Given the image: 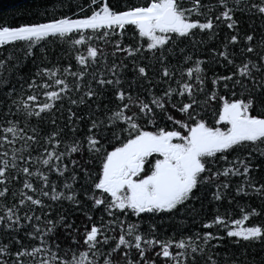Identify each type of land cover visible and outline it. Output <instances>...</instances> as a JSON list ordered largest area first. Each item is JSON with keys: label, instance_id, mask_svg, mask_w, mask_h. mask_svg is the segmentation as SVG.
I'll use <instances>...</instances> for the list:
<instances>
[{"label": "snow or ice", "instance_id": "snow-or-ice-1", "mask_svg": "<svg viewBox=\"0 0 264 264\" xmlns=\"http://www.w3.org/2000/svg\"><path fill=\"white\" fill-rule=\"evenodd\" d=\"M74 7L64 14L54 4L44 8L40 21L0 25V49L22 45L24 55L33 57L37 48L46 54L44 42L58 40L75 62V70L71 63L62 69L37 65L26 89L6 93L0 124V264H98L101 257L102 264H156V258L162 264H196L197 256L204 257L203 264H221L213 249L225 238L234 244L264 243V223H250L264 215V182L253 177L260 165L252 162L257 151L264 157V37L257 52L254 34L241 39L236 19L239 12L264 21V0H142L119 6L79 0ZM220 25L233 34L222 50L209 52L221 68L234 70L209 77L206 61L194 60L180 44L191 40L195 46L205 33L212 39ZM129 26L132 42L125 43ZM229 45L239 46V62ZM177 53L179 67L172 63ZM126 61L131 62L130 80ZM9 66L16 67L11 53L0 58V68ZM107 99L111 107L103 103ZM65 100L69 107L66 115L60 112L61 127L57 105L63 108ZM85 105L89 111L79 115ZM13 116L23 117V127ZM52 174L63 182L52 180ZM232 177L242 178L235 197L255 194L260 209L237 204L235 219L217 209L200 222L201 231L178 240L158 239L154 224L148 234L141 231L145 217L183 213L204 190H211L212 202L232 204ZM61 201L87 208L85 220L74 227L64 215L49 218ZM93 209H102L108 219L94 222ZM117 225L119 235H114ZM58 228L69 241L64 248L55 236ZM19 232L34 243L24 246ZM223 264L240 261L225 256Z\"/></svg>", "mask_w": 264, "mask_h": 264}, {"label": "trees", "instance_id": "trees-1", "mask_svg": "<svg viewBox=\"0 0 264 264\" xmlns=\"http://www.w3.org/2000/svg\"><path fill=\"white\" fill-rule=\"evenodd\" d=\"M79 0H0V25H9V26H18L21 23H31L37 22L44 19L42 13L45 7H50L51 5H57L59 12L64 14L69 13V9L75 11L74 5L78 3ZM128 4H138L141 3L142 0H109V3L114 6L123 5L124 3ZM205 2H211V0H205ZM60 4L64 6L61 7ZM236 19L239 21V31L242 34H247L248 32H252L255 36L253 41V45L257 47V52L260 51L258 45L259 41L262 37H264V21L261 20L259 16L237 13ZM251 25V27H249ZM215 34L212 36V39H209V34L205 33L202 35H198L196 38V44L193 46V42L191 40H185L180 44V47L186 48L188 53H191L193 59L199 58L201 60L206 61L203 67L206 70V74L211 77L213 73H225L227 71H233L234 68H221L220 65L216 62L219 58H213L209 52V49H217L222 50L221 46L226 43V37H229L231 33L224 25H220L218 28L214 30ZM133 35V30L129 26L128 31L124 36V42L130 43ZM100 47H104L103 44L99 45ZM43 47L47 49L46 54L41 53L40 49H36V55L33 57H26L24 55L23 46L17 45L16 48L21 49L17 51L16 48H12L9 46H4L0 49V58L7 57L9 53L13 56V63L16 64V67L9 68H0V80H7V84L0 85V124H3L4 117L3 112L5 107L7 106L6 93L9 88H14L16 90V94H19L22 89H26V81L30 79L32 73L36 71L37 65L39 66H48L52 67L53 65H60L61 69L67 64L71 63L73 65V70H75V62L71 59V51L68 49L67 45H63L60 41L52 42L51 40L43 43ZM108 62L109 64L112 62L111 50L108 49ZM229 53H236L237 62H239L240 53L239 46H228ZM255 58V56H253ZM103 59V57L101 58ZM120 56L117 55V61H119ZM171 59V58H170ZM129 67L126 72L129 80L131 79L133 73L131 71V62L126 61ZM147 63V61H146ZM172 63L179 67L181 63V57L179 53L176 54L175 58L172 60ZM226 64V61L224 62ZM159 66H157L158 69ZM99 75V73H97ZM153 73L150 72L149 76H152ZM71 80V78H69ZM87 82V81H86ZM139 85V82H138ZM210 86V81H209ZM157 92L160 91L158 87L156 89ZM223 91V88H221ZM110 98L111 93L105 94ZM43 99V97H41ZM103 103H108L109 107H111L110 99L104 100ZM95 102H93L94 106ZM69 107L68 102L65 100L63 103V108H60L57 105V120L59 121L60 112H64L66 115V109ZM15 111V109H13ZM89 111L87 105L81 106L78 109L79 115H84ZM12 119H20V126L23 127V117L22 116H13ZM33 122H35V118H32ZM209 123H212L211 113L208 114ZM66 122V121H65ZM87 124V121H83L80 127L83 129ZM60 126L63 127V123H60ZM44 132L49 131V128L46 125H41ZM83 132L78 133V135H82ZM65 135H69L65 133ZM17 147L20 146V142L17 143ZM247 151V150H244ZM244 151H240L237 154L243 155ZM36 153L33 152V155ZM74 158L80 159V154H74ZM233 158V154H229V159ZM84 159H87V152L85 150ZM252 162L255 166L259 164V169L253 172V177L257 180V182H264V157L259 155V152L253 154ZM91 168V165H88ZM67 175V174H66ZM52 180H57L58 183H62V179L58 178L55 174L51 175ZM223 179V178H221ZM241 177H232L231 184L232 188L229 189V196L234 197L233 203L229 204L227 199L220 202H212L211 201V190H204L200 193H197L200 196V199L190 202L185 211L183 213H178L175 216H157L154 219H150L149 217H145L144 222L141 224V231L145 234H148L149 224H154L156 226V236L158 239L166 240L168 238L180 239L182 236L193 235L197 231H201L199 225L200 222L204 221L206 218L212 217L216 210L218 209L221 214L231 213V217L233 219L238 218L240 213L237 207V204L241 206H251L260 209L262 206L261 198L255 194L251 196H240L235 197L234 189L237 184L241 182ZM78 187V186H77ZM80 199L83 201L82 195ZM46 203L51 204V201H46ZM47 211V209H45ZM88 211L87 208L80 206L71 205L66 201H61L58 204L52 206L51 212L49 214V218L55 219L58 215H64L66 217L65 222L75 221L74 227L77 224H81L82 221L85 220V216L83 213ZM37 214L39 212L37 211ZM91 214L93 215V221L99 223L100 217L104 216V219L107 220L108 217L103 213V210H91ZM22 215V213H21ZM122 218V217H121ZM134 220L135 218H130ZM180 221H183L181 223ZM250 223H264V215L260 217L251 218ZM43 226V225H41ZM83 230V226L81 225V231ZM211 231L218 232L217 229H212ZM114 235H119V225L116 226V230L113 233ZM220 235H223L222 231H219ZM17 235L22 239L24 246H30L33 241H29L26 237H24L23 232L17 233ZM55 236L59 239L61 243V247L64 248L69 241L65 238V230L62 228H58ZM3 234L0 233V241H3ZM199 243V241H197ZM213 244H216L217 241H212ZM219 247L213 249L214 253H219L217 259L221 261L223 264L225 256L229 258V260L239 258L240 264H264V243H240L234 244L227 238L223 241L219 242ZM78 250H81L82 246H76ZM108 246H105L101 249V251L106 255ZM15 250V248H14ZM158 249H154L153 251H157ZM173 252L176 251L175 248L172 249ZM63 254V253H61ZM71 254H69L70 256ZM132 258L136 259L138 257V253L135 249L132 250ZM148 257L152 258V252L148 253ZM113 258L118 259V254L113 253ZM31 259V257L26 258ZM92 259H96V257H92ZM204 257L197 256L196 264H203ZM98 264H102V257ZM156 264H162L160 258H156ZM191 264V261L189 262Z\"/></svg>", "mask_w": 264, "mask_h": 264}]
</instances>
